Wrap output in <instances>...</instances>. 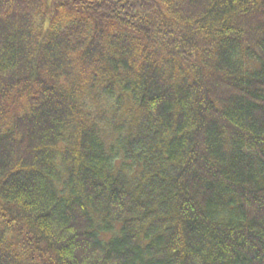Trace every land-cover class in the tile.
Here are the masks:
<instances>
[{
	"label": "trees",
	"instance_id": "trees-1",
	"mask_svg": "<svg viewBox=\"0 0 264 264\" xmlns=\"http://www.w3.org/2000/svg\"><path fill=\"white\" fill-rule=\"evenodd\" d=\"M0 264H264V0H0Z\"/></svg>",
	"mask_w": 264,
	"mask_h": 264
}]
</instances>
